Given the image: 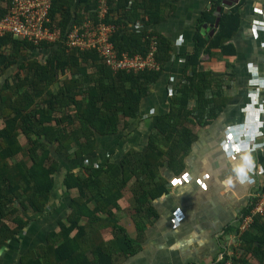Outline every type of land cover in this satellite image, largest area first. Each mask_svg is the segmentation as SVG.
Masks as SVG:
<instances>
[{"label":"trees","instance_id":"obj_1","mask_svg":"<svg viewBox=\"0 0 264 264\" xmlns=\"http://www.w3.org/2000/svg\"><path fill=\"white\" fill-rule=\"evenodd\" d=\"M10 2L0 0V14L6 13ZM108 3L105 21L118 26L112 37L118 55L148 54L151 37L157 33L132 29L129 23L139 19L146 26L158 23L163 18V0ZM96 8L97 0H53L47 25L58 31L57 41L35 43L12 33L0 36V251L8 240L21 239L30 214L46 213L66 162L63 196L76 191L72 197L69 194L70 211L58 221L59 228L23 253L20 264H116L119 258L138 252L148 222L157 217L152 201L168 190L167 181L160 177L162 166L167 160L182 163V153L197 138L184 120L207 124L222 110L220 102H212L224 95L216 92L209 97L210 72L198 70L197 65L206 47L233 52L228 47L239 28V13L223 7L215 36L200 39L195 47L189 61L193 74L177 89L176 103L154 120L147 149L131 148L116 160L107 157L97 164L87 163L88 156L98 158L100 142L121 138L137 120L142 100L171 59L172 49L171 42L157 34L155 57L160 68L135 72L113 70L96 48L70 47L69 31L89 18L98 19ZM43 51H48L44 59L37 55ZM195 96L196 106L188 108ZM162 140L168 141L167 148L161 146ZM59 157L65 158V164ZM128 186L134 195L127 209H135L136 238L117 215ZM251 208L250 204L244 212L250 213ZM108 227L113 234L110 241L103 232ZM240 248L243 252L232 256V264H253L249 254L255 264H264V215L255 216L252 228L241 236Z\"/></svg>","mask_w":264,"mask_h":264},{"label":"crops","instance_id":"obj_2","mask_svg":"<svg viewBox=\"0 0 264 264\" xmlns=\"http://www.w3.org/2000/svg\"><path fill=\"white\" fill-rule=\"evenodd\" d=\"M163 2V18L158 23L146 26L139 19L129 25L132 29L154 30L170 41L171 59L143 98L137 120L121 134L123 147L119 136L107 137L109 145L100 142L97 147L98 162L107 157L116 160L131 148L146 150L156 126L154 120L171 111L177 89L193 74L194 66L189 67V61L197 43L215 36L222 7L238 10L240 24L230 40L232 47H228L233 52L206 47L197 65L198 70L210 72L213 90L211 87L208 91L209 97L216 92L224 95L219 100L214 97L212 102H220L222 110L207 124L184 120L197 138L189 151L182 153L181 165L167 160L162 166L160 177L167 181L168 190L152 201L157 217L148 222L138 252L119 258L116 264H219L225 258L232 264V256L243 252L241 236L246 231L240 224L246 214L244 208L264 187V0ZM196 99L191 98L188 108L196 106ZM165 142L162 140L161 146L167 148ZM63 174L64 169L57 175L44 219H31L21 239L8 240L0 251V264H20L23 253L45 242L50 231L59 228L58 221L70 211L69 199L76 193L72 190L68 197L63 196ZM133 198L128 186L117 215L136 238L135 209H127ZM103 232L106 240L113 239L111 227Z\"/></svg>","mask_w":264,"mask_h":264},{"label":"built area","instance_id":"obj_3","mask_svg":"<svg viewBox=\"0 0 264 264\" xmlns=\"http://www.w3.org/2000/svg\"><path fill=\"white\" fill-rule=\"evenodd\" d=\"M53 0H11L5 14H0V36L12 33L15 36L27 37L35 43L41 41H57L59 33L47 25ZM108 0H97L98 19H87L75 24L67 36V44L82 49L96 48L102 59L113 70L126 69L141 71L145 69H159L160 64L155 57L158 49V38L151 37V48L148 54L130 55L124 53L119 56L112 40L118 26L113 22H106L109 11ZM250 213L243 215L240 229L245 231L254 223L257 215H264V192L254 196ZM224 264H231L226 261Z\"/></svg>","mask_w":264,"mask_h":264},{"label":"rangeland","instance_id":"obj_4","mask_svg":"<svg viewBox=\"0 0 264 264\" xmlns=\"http://www.w3.org/2000/svg\"><path fill=\"white\" fill-rule=\"evenodd\" d=\"M47 53H48V51H47ZM47 53H44V51L43 52H40V53H38L37 55H38V57L39 58H45V56H46V54ZM8 75H10V74H8ZM152 121V120H151ZM121 140H119L120 141V148L121 147H123V138L121 137L120 138ZM106 143H104V145H109L108 144V140L107 141H105ZM102 144V143H101ZM60 158V160L62 161V163L63 164H65V162H66V160H65V158L64 157H59ZM99 159H100V157H99ZM85 161H87V163H91L92 162V164L94 163V164H96L99 160H98V158H95V159H93V156H88V157H86V159H85ZM62 164V165H63ZM67 167H68V162H66V166L64 167L63 166V169L65 170V172H66V170H67ZM62 169V170H63ZM61 170V171H62ZM63 176H64V174H63ZM62 204H64L65 205V202L63 201V200H61L60 201ZM31 215V219L32 220H34V219H38V220H42V219H44V216L42 215V214H36V215H32V214H30ZM250 229V228H249ZM248 230V229H247ZM247 230H245V231H247Z\"/></svg>","mask_w":264,"mask_h":264},{"label":"clouds","instance_id":"obj_5","mask_svg":"<svg viewBox=\"0 0 264 264\" xmlns=\"http://www.w3.org/2000/svg\"><path fill=\"white\" fill-rule=\"evenodd\" d=\"M176 181H174V183H175Z\"/></svg>","mask_w":264,"mask_h":264}]
</instances>
